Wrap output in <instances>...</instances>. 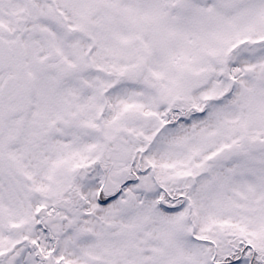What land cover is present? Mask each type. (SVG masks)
Returning a JSON list of instances; mask_svg holds the SVG:
<instances>
[{"label": "snow or ice", "instance_id": "obj_1", "mask_svg": "<svg viewBox=\"0 0 264 264\" xmlns=\"http://www.w3.org/2000/svg\"><path fill=\"white\" fill-rule=\"evenodd\" d=\"M0 264H264V0H0Z\"/></svg>", "mask_w": 264, "mask_h": 264}]
</instances>
